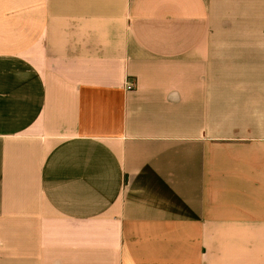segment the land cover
<instances>
[{
  "label": "crops",
  "instance_id": "obj_1",
  "mask_svg": "<svg viewBox=\"0 0 264 264\" xmlns=\"http://www.w3.org/2000/svg\"><path fill=\"white\" fill-rule=\"evenodd\" d=\"M0 264H264V0H0Z\"/></svg>",
  "mask_w": 264,
  "mask_h": 264
},
{
  "label": "built area",
  "instance_id": "obj_2",
  "mask_svg": "<svg viewBox=\"0 0 264 264\" xmlns=\"http://www.w3.org/2000/svg\"><path fill=\"white\" fill-rule=\"evenodd\" d=\"M132 87H133V83L127 80V82H126V84H125V88H126V89H130V88H132Z\"/></svg>",
  "mask_w": 264,
  "mask_h": 264
}]
</instances>
